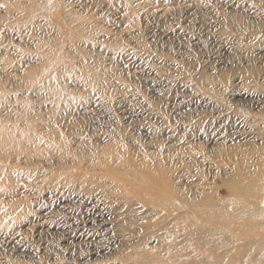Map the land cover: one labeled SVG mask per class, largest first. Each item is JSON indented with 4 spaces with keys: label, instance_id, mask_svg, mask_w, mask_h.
Instances as JSON below:
<instances>
[{
    "label": "rangeland",
    "instance_id": "374dc122",
    "mask_svg": "<svg viewBox=\"0 0 264 264\" xmlns=\"http://www.w3.org/2000/svg\"><path fill=\"white\" fill-rule=\"evenodd\" d=\"M242 193L264 198V0H0V264H146L173 202L264 237L226 214Z\"/></svg>",
    "mask_w": 264,
    "mask_h": 264
},
{
    "label": "bare ground",
    "instance_id": "6f19581e",
    "mask_svg": "<svg viewBox=\"0 0 264 264\" xmlns=\"http://www.w3.org/2000/svg\"><path fill=\"white\" fill-rule=\"evenodd\" d=\"M241 196L243 202H238L236 206L232 204V209L226 214L234 218L256 221V224H252L251 228L259 232L264 227V198L247 196L243 193ZM253 197L262 199L251 202ZM131 207H129L130 211ZM167 207L161 212L166 218L165 224L160 229L162 233L157 235L161 242L160 248L155 251H146V256L144 255L146 264H225V261L228 260L227 256L233 250L237 251L239 264H264V255L262 254L264 253L262 252L264 237L225 233L224 227L215 225V221L220 220L222 214H225L224 209L213 211L178 202H173ZM260 218L263 222L260 221ZM257 221L262 222L263 225ZM169 239H172L171 243H167ZM208 253H213L215 259L212 260L209 255L207 256ZM162 256L167 258H162ZM238 256L236 255V257Z\"/></svg>",
    "mask_w": 264,
    "mask_h": 264
}]
</instances>
